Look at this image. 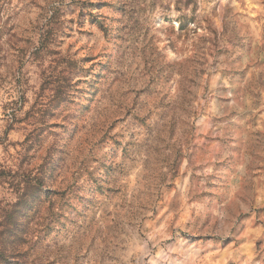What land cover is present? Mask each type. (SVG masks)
<instances>
[{
    "label": "rangeland",
    "instance_id": "rangeland-1",
    "mask_svg": "<svg viewBox=\"0 0 264 264\" xmlns=\"http://www.w3.org/2000/svg\"><path fill=\"white\" fill-rule=\"evenodd\" d=\"M0 264H264V0H0Z\"/></svg>",
    "mask_w": 264,
    "mask_h": 264
}]
</instances>
